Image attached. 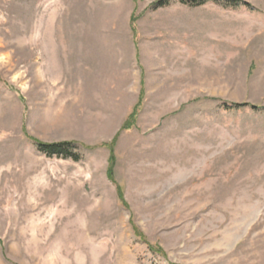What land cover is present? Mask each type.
<instances>
[{
	"label": "rangeland",
	"instance_id": "1",
	"mask_svg": "<svg viewBox=\"0 0 264 264\" xmlns=\"http://www.w3.org/2000/svg\"><path fill=\"white\" fill-rule=\"evenodd\" d=\"M158 1L0 0V264H264V0Z\"/></svg>",
	"mask_w": 264,
	"mask_h": 264
},
{
	"label": "trees",
	"instance_id": "2",
	"mask_svg": "<svg viewBox=\"0 0 264 264\" xmlns=\"http://www.w3.org/2000/svg\"><path fill=\"white\" fill-rule=\"evenodd\" d=\"M183 5H190V6H201L206 4L209 1H212L214 3H224L227 6H233L237 7L240 5H244L245 7H248L250 9L251 6L248 4L242 2L241 0H178ZM169 3V0H160L155 5L154 8H158L160 6H165ZM247 104H232L231 106L226 105L228 109H241L243 107H247ZM254 110H258L257 107H253ZM36 146L40 151L45 153L47 156H57L61 158H71L74 160L79 159V154L77 152V146L70 142H63V143H53V144H45V143H37ZM112 172H109V175H111Z\"/></svg>",
	"mask_w": 264,
	"mask_h": 264
}]
</instances>
